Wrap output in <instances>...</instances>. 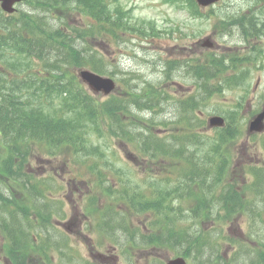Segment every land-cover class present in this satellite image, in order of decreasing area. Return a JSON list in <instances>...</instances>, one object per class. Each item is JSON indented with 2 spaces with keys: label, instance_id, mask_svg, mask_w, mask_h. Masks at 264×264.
I'll use <instances>...</instances> for the list:
<instances>
[{
  "label": "rangeland",
  "instance_id": "1",
  "mask_svg": "<svg viewBox=\"0 0 264 264\" xmlns=\"http://www.w3.org/2000/svg\"><path fill=\"white\" fill-rule=\"evenodd\" d=\"M104 1L110 8L119 3L127 9L124 14L128 17L127 25L117 30L115 36L98 33L97 26L89 28L96 22L76 4L71 3L66 11L64 0H25L14 4L15 17L31 15L42 24L39 27L47 24L48 29L74 38L73 50L80 60L88 57V47L101 54L110 72L103 75L114 79L115 88L107 96L102 92L93 94L95 104L100 108L105 104L104 99L118 100L121 128L119 133L113 132L107 110L98 118L88 113L89 119L97 121L100 132L87 133L96 131L94 123L82 122L86 145L91 148L85 150L84 143L80 145L81 150L64 148L78 153L74 161L64 152L58 153L61 160L55 162L44 155H35L22 166L12 164V169L21 173L15 177L3 169L0 158V204L6 207L4 212L0 206V264H8L1 254L14 249L8 247L10 243L2 225L17 226L15 222L20 220V214L29 221L24 219L22 227L18 226L23 231L20 239H24V259L29 264H164L173 252L187 254L186 264H264L260 263L264 259V185L251 186L255 183L252 170L264 168V117L261 125L254 122L252 133L247 131L249 119L264 111V35L254 37L250 44L255 46L250 45L246 52L241 47H245L247 38L237 31L239 28L220 33L225 26L218 21L222 15H242L250 9L254 13L261 11L264 17V0H220L210 6L200 1L195 5L200 16L194 19L188 16L185 7L164 0ZM144 23H155L158 31L150 32L143 27ZM9 24L0 23V28ZM204 40L212 47L201 45ZM231 49L232 57L243 59L228 66L224 52ZM258 51L259 55L254 58ZM206 53L220 57L213 75L203 79L191 69L177 67L166 71L164 74L169 78L161 80L162 61L167 56L189 63L197 58L200 60L196 62H201ZM66 72L76 75V69L69 65ZM127 91H133L132 95ZM145 92L151 96L150 100H144L148 99L144 98ZM209 117L222 118L224 125L215 120L207 124ZM181 119L187 120L195 130L194 141L191 136L180 134L182 131L177 125L183 122ZM232 124L236 125V131L225 132L235 130L229 128ZM141 126L145 129L141 141L150 139L147 129L161 131L160 136L171 138L169 151L173 152L160 155L162 160L157 163L148 155L143 158L135 142L130 140L138 135ZM221 132L226 133L224 144L217 143ZM151 141L158 146L157 141ZM28 148L41 150L32 143ZM170 156L174 157L172 161ZM214 158L226 162L223 177L205 195L199 190L200 176L186 180L182 174L189 172L190 161L214 165ZM175 160L176 177L168 168ZM94 162V168L87 167ZM180 167H186L187 171L176 170ZM96 175L100 177L95 179ZM25 176H30L26 184ZM41 177L44 180L60 178L43 183ZM103 185L109 188L108 200L102 194ZM122 190L130 191L131 195L140 192L142 201L156 195L161 197L162 204H167L161 211L168 214L162 219L154 211L134 208L128 198L121 200ZM189 191H196L197 196L213 202L212 207H206L205 216L192 219L191 199L183 203L177 199ZM47 200L55 203L53 207L61 202V208L74 210L80 216L76 228L69 232L61 227L48 231L38 223L40 217V221L45 217L37 210V220L30 223L34 213L25 204L37 207L36 202ZM229 202L235 206L231 207ZM109 205L114 212H107V216L104 213L105 225L109 223L118 229L102 226L103 231L110 233L104 235L98 224L99 214ZM123 213L127 217L125 224L120 215ZM54 219L58 218L50 216V220ZM162 227L176 228L200 239L204 237L208 248L196 253L190 246L181 245L180 240L171 247L161 245L159 240L157 244L150 243L153 241L150 235H158V230L161 234ZM17 244L21 245V241Z\"/></svg>",
  "mask_w": 264,
  "mask_h": 264
},
{
  "label": "trees",
  "instance_id": "2",
  "mask_svg": "<svg viewBox=\"0 0 264 264\" xmlns=\"http://www.w3.org/2000/svg\"><path fill=\"white\" fill-rule=\"evenodd\" d=\"M66 1L69 2L70 0ZM71 1H74L75 4L77 3L75 2V0ZM77 1H82L89 9V11L87 12H89L90 14H94L95 19L98 22V24L95 25L97 26L95 28H98V30H107L112 26V14L108 10V7L102 5L101 0ZM41 4L45 5L46 3L41 2ZM114 11L119 12V7L116 6ZM12 19L18 23L20 29H25V31H27L28 33V36H30V38H28L27 40V43L30 48V52L36 57L37 60L42 63L45 76L41 78V83L44 85L45 89L53 90L54 88H57V94L64 93L78 96L73 87H71L70 83H63L64 80L69 82V79H61V76L63 74L61 65L62 61L70 62L69 60H71L72 63V61L76 57L74 51L72 50L73 46L72 48H70V45L66 43V37L58 31L57 36L55 38H52V35L49 33V31L53 30L48 29L47 24L39 27L42 24L38 22L37 18L32 17L31 15L22 14L20 15V17H13ZM112 30L113 29L108 31ZM92 66V69H94V71L100 73L105 69V62L100 57L96 62L92 63ZM71 80L74 81L73 78H71ZM18 98L19 97L17 94L10 95L9 85H6L3 81H0V136L5 138L7 135H10L6 141L1 142V148L4 150L0 155L2 157L1 164L3 166V169H5L10 176L15 175V177L20 173L11 170L12 164L19 163L18 165L22 166V164L24 163L23 159L27 154L19 151V148L15 145L26 142V139L33 140L35 138L36 140H42L45 138V136H39V134L47 135L48 133V129L44 125H38L37 127H34V130L31 131L19 130L14 134L1 133V131L5 129L9 121L16 120L17 118H23L25 116H28L29 114V109L26 106H20V104L18 103ZM82 98L85 99V97ZM14 111L18 112V117H15L12 114L9 117H6L7 112L12 113ZM35 129L37 130L36 135L33 133ZM49 135L51 138V132L49 133ZM15 157L19 161H14ZM0 202H2V199H0ZM2 204L4 203L0 204L2 208L1 211L5 212L6 207ZM166 213L167 211L163 212V214ZM15 224L17 226L12 225L13 228L9 232L14 241L23 235V231H19L20 225L18 221L15 222ZM4 230L6 229L4 228ZM178 238L180 240L179 242H181V245H188L190 247L193 246V248L195 246H198V250L205 245L206 241L205 238H195L193 234H182V236H179Z\"/></svg>",
  "mask_w": 264,
  "mask_h": 264
},
{
  "label": "water",
  "instance_id": "3",
  "mask_svg": "<svg viewBox=\"0 0 264 264\" xmlns=\"http://www.w3.org/2000/svg\"><path fill=\"white\" fill-rule=\"evenodd\" d=\"M169 264H182V262L180 260H175V261H172Z\"/></svg>",
  "mask_w": 264,
  "mask_h": 264
}]
</instances>
